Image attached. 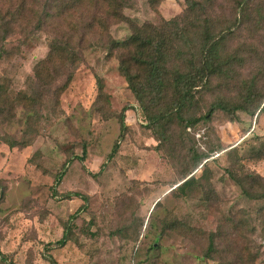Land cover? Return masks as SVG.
<instances>
[{"label": "rangeland", "instance_id": "1", "mask_svg": "<svg viewBox=\"0 0 264 264\" xmlns=\"http://www.w3.org/2000/svg\"><path fill=\"white\" fill-rule=\"evenodd\" d=\"M200 1L191 40L205 19L231 60L165 140L146 114L169 97L144 111L111 42L180 18L184 0H111L115 17L101 0H25L21 26L0 28V82L24 96L0 112V264H264V0Z\"/></svg>", "mask_w": 264, "mask_h": 264}, {"label": "trees", "instance_id": "2", "mask_svg": "<svg viewBox=\"0 0 264 264\" xmlns=\"http://www.w3.org/2000/svg\"><path fill=\"white\" fill-rule=\"evenodd\" d=\"M101 1L105 4L108 16H117L118 11L114 8L112 11L108 9L111 0ZM120 2L123 6L127 4L126 0H120ZM184 2L186 7L180 18L162 22L161 25L153 28L152 31L155 32L134 34L124 40L111 42L112 49L120 52L118 68L144 111L146 110L144 97H169L167 100L161 99L163 101L156 102L153 107L155 111H152L150 116L146 114L149 122L156 125V129H158L155 131L158 140L167 139L166 130L172 123L181 124L186 129L195 122L192 119H186L185 116L195 97V92L208 83L213 75L225 72V68L231 60L229 56H226L227 59H225L219 53L216 37L207 20L204 19L201 31L194 29L196 33L192 35L196 41L191 40V31L184 21H199L193 15L197 10L201 11V15L205 14L207 4L200 0H184ZM29 10L34 9H29L25 0H15L14 2L0 0V28L3 27L5 32H10L11 23L17 22L18 26H21L23 13ZM191 24L193 23L191 22ZM7 36H2L3 41L7 39ZM70 44L68 41L63 45L56 43L52 52L56 53L59 50L69 53ZM171 51L175 52L172 57H170ZM4 52L5 48L1 44L0 59ZM52 52L48 55L47 61L49 62L52 60ZM174 59H178L181 65L177 66ZM13 95L14 93L8 91L7 86L0 82V97H3L0 103V112L5 111L4 103L9 101L8 97H24L19 93ZM154 102L152 101V104ZM211 108L212 110L219 109L230 115L229 121L235 120V112L240 109L238 105L225 103H214ZM202 118L207 119L206 115ZM124 127V122L121 120V129ZM17 144H26V142L13 141L9 143L10 146ZM116 148L117 145H114L111 155L116 151ZM202 157L198 154L195 155L191 168L188 166L189 172L201 163ZM185 172L188 174V169ZM195 183H197V177L194 174L185 175L183 180L175 186V189L185 195L187 194L186 190L192 188ZM57 242H64V238ZM209 246L212 249L211 240ZM51 262L56 264L52 259Z\"/></svg>", "mask_w": 264, "mask_h": 264}]
</instances>
